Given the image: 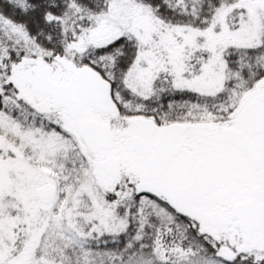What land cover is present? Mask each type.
Segmentation results:
<instances>
[{
	"label": "snow or ice",
	"instance_id": "snow-or-ice-1",
	"mask_svg": "<svg viewBox=\"0 0 264 264\" xmlns=\"http://www.w3.org/2000/svg\"><path fill=\"white\" fill-rule=\"evenodd\" d=\"M0 264H264V0H0Z\"/></svg>",
	"mask_w": 264,
	"mask_h": 264
}]
</instances>
